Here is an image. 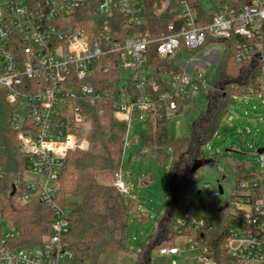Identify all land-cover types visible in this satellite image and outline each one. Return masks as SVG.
<instances>
[{"label":"built area","instance_id":"1","mask_svg":"<svg viewBox=\"0 0 264 264\" xmlns=\"http://www.w3.org/2000/svg\"><path fill=\"white\" fill-rule=\"evenodd\" d=\"M91 5L102 17L121 16L127 39L113 41L103 31L98 39L90 40L77 27L75 15ZM176 5L183 25L176 31L173 22L168 24V34L157 45L162 58L175 55L181 46L195 51L209 39L226 40L232 35L248 42L238 45L237 63L249 61L264 46V0L231 7L205 26H198L196 10L187 0H177ZM145 13L142 0H6L1 7L0 88L10 107L9 127L27 160L26 170L13 175L14 189L23 203L38 201L48 206L54 220L50 235L32 249L11 248L7 240L12 235H1L0 264H77L64 242L70 210L58 204L57 192L68 154L88 147L76 132L86 121L89 105L97 106L100 116L107 108L113 110L115 118L128 125V132L133 119L155 121L162 110L171 118L177 113L176 100L209 88L204 73L196 71L182 70L167 80L165 90L152 80L145 59L154 40L140 31L146 24ZM105 55L117 56L120 77L115 88L100 91L94 79L97 72L111 70L102 61ZM69 111L72 123L67 118ZM259 162L262 171L234 184L223 204H219L222 194H214L213 213L227 205L226 216L233 222L223 243L229 264H264V201L259 196L264 191V153ZM28 174L34 179H28ZM5 176L0 166V180ZM115 178L118 190L126 193L121 171ZM175 225L185 242L159 250L160 255L173 258L191 253L188 261L192 264H219L201 239L214 227L212 217L182 213Z\"/></svg>","mask_w":264,"mask_h":264},{"label":"trees","instance_id":"2","mask_svg":"<svg viewBox=\"0 0 264 264\" xmlns=\"http://www.w3.org/2000/svg\"><path fill=\"white\" fill-rule=\"evenodd\" d=\"M187 1L196 10L198 26L208 25L216 15L248 2L211 0L212 8L206 10L202 0ZM176 2L177 0H142L146 7V24L140 31L154 40L148 47L145 65L151 72L152 80L162 90H165L168 79L182 72L177 64V53L167 58H162L157 53L158 40L168 34V24L173 22L176 31H180L183 25ZM75 22L92 41L98 39L103 31L109 32L113 41H123L128 36L123 29L124 19L121 16L102 17L94 5L81 9L75 15ZM247 43L246 38L232 35L226 40L209 39L195 51L181 46L180 50L191 56L212 44H223L226 50L218 75L205 91L208 105L199 111L197 118L191 123L189 136L170 140V117L163 110L160 112L161 117L146 123V147L160 159L166 157V148L172 150L168 177L170 203L168 210L158 217L156 230L149 242L135 255L132 264H152L154 252L178 246L180 238L175 219L182 213L196 215V207L192 201V195L199 192L195 170L205 162V146L214 139L238 98L258 97L264 92L261 86L264 46L249 61L236 62L240 51L238 45ZM116 59V55L103 57L102 61L108 63L111 70L108 74L97 72L94 79L98 90L117 86L120 74ZM192 99L193 96L188 95L176 100V114L193 104ZM9 113L6 92L0 88V166L6 172L5 178L0 180V216L15 233L7 240L8 245L11 248L32 249L43 244L50 235L54 213L38 201L23 203L18 192L12 195L13 175L26 170L27 160L19 150L16 133L9 127ZM127 128L128 125L119 122L110 108L100 116L98 107L89 105L86 121L76 132L77 137L87 142L88 147L68 154L67 168L59 180L57 202L62 208L70 210V228L64 242L77 264H100L104 256L127 250V227L133 201H126L115 183L100 181L103 175L114 174L116 177L121 171ZM252 177V174L237 177L235 184ZM259 196L264 201L263 190L259 191ZM227 209L228 206L225 205L213 213L214 227L201 237L219 264L231 262L223 248L224 240L233 227V222L226 216ZM1 235L0 229V237Z\"/></svg>","mask_w":264,"mask_h":264},{"label":"rangeland","instance_id":"3","mask_svg":"<svg viewBox=\"0 0 264 264\" xmlns=\"http://www.w3.org/2000/svg\"><path fill=\"white\" fill-rule=\"evenodd\" d=\"M5 2L6 0H0V16L1 7ZM202 4L206 8L211 6L209 0H202ZM213 49L223 51V46L220 44L207 46L195 56L179 53L177 61L179 63L202 60ZM221 62L219 58L218 64L211 65L207 70L204 69L209 86L218 75ZM121 74L122 76L127 75L126 72H121ZM261 86L264 88V75ZM205 91L193 95V104L184 108L183 112L171 116L168 122L170 140L190 135L191 123L197 118L199 111L208 105ZM67 118L72 123V111L67 113ZM126 136L121 173L122 181L128 191L123 193V196L126 201H133L127 227V250L125 252L128 261L114 258V262H110L109 258L104 257L101 261L104 262L103 264L105 262L106 264H132L133 257L141 252L149 242L156 230L158 217L168 210L170 203L168 177L172 150L169 147L166 148V157L160 159L155 152L146 147L145 121L133 119ZM263 148L264 95L262 97H240L221 123L214 139L205 146V162L195 170L198 181L197 191H200V194L195 192L192 195V201L198 217L203 219L212 217L213 207L216 204L214 194L220 192V188L223 194L219 204H223L230 196L237 177L254 175L262 171L258 150ZM218 166L222 170H219ZM27 176L30 180L34 179L33 175L28 174ZM100 181L116 183V178L114 174H107L101 176ZM0 229L3 237L15 234L9 223L2 220L1 216ZM184 242L185 239L180 238L178 245ZM192 256L191 253H184L182 256L170 258L156 251L153 254L152 264H192L188 261Z\"/></svg>","mask_w":264,"mask_h":264},{"label":"crops","instance_id":"4","mask_svg":"<svg viewBox=\"0 0 264 264\" xmlns=\"http://www.w3.org/2000/svg\"><path fill=\"white\" fill-rule=\"evenodd\" d=\"M209 2L211 3V6L209 7H204L206 10H209L212 8V1L209 0ZM212 45H216V44H212ZM223 46V51H219V50H216V49H213V50H210L206 56L202 59V60H190L189 62H179L177 61L178 63V66L182 69V70H186V71H189V72H202L204 73V69L207 70L208 67H210L211 65H214V64H218L219 63V58H221V61H222V58H223V55L225 53V50H226V47L225 45L223 44H220ZM211 46V45H209ZM179 53H182V54H187L185 53L184 51L180 50L177 55ZM188 55V54H187ZM201 69V70H200ZM106 257L107 259L109 258V261L110 262H114L113 259L114 258H118V259H121V260H127V256H126V252L124 253H115V254H110V255H107V256H104ZM103 257V258H104ZM102 258V259H103ZM133 259H135V256L133 257ZM102 261V260H101ZM128 261V260H127ZM109 262V263H110ZM102 262H100L101 264ZM104 263V262H103ZM102 263V264H103ZM107 262H105L106 264ZM131 264V263H130Z\"/></svg>","mask_w":264,"mask_h":264},{"label":"water","instance_id":"5","mask_svg":"<svg viewBox=\"0 0 264 264\" xmlns=\"http://www.w3.org/2000/svg\"><path fill=\"white\" fill-rule=\"evenodd\" d=\"M262 153H264V148L263 149H260V150H258V154L260 155V154H262ZM220 193L221 194H223V191H222V189L220 188ZM13 194H15V189L13 190V193H12V195ZM198 194H200V191L198 192Z\"/></svg>","mask_w":264,"mask_h":264}]
</instances>
